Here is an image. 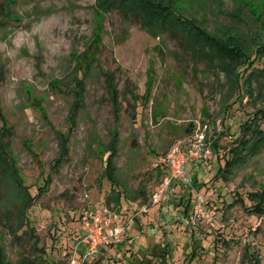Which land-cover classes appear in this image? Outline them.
<instances>
[{
  "label": "rangeland",
  "instance_id": "obj_1",
  "mask_svg": "<svg viewBox=\"0 0 264 264\" xmlns=\"http://www.w3.org/2000/svg\"><path fill=\"white\" fill-rule=\"evenodd\" d=\"M109 1L0 0V137L24 183L43 188L27 212L31 230L0 221L3 263L68 264L82 213L108 206L126 230L93 264H157L158 242L172 264H264V213L245 208L264 187V147L228 179L216 176L251 134L247 117L264 109V0L165 2L221 40L216 48L184 31L155 37ZM196 130L212 152L192 162L198 185L174 182L151 203L165 156ZM109 145L119 186L102 178ZM190 189L205 210L193 206L192 220Z\"/></svg>",
  "mask_w": 264,
  "mask_h": 264
},
{
  "label": "trees",
  "instance_id": "obj_2",
  "mask_svg": "<svg viewBox=\"0 0 264 264\" xmlns=\"http://www.w3.org/2000/svg\"><path fill=\"white\" fill-rule=\"evenodd\" d=\"M166 1L168 0H164L163 3L160 0H136L132 6H127V4H130L129 0H110L109 3L112 2L111 4H114L117 2V7L120 9V11L129 15L131 14L138 18L142 28L147 30L155 37H159L161 34H164L167 31H184L188 37L194 35L195 37L199 38L201 36V39L203 38V42L206 43V48H216L218 46L217 42L222 44V41L219 39H217L215 42V37L210 35L202 26L192 23L174 8H171L170 5H166ZM103 2L104 1L101 3ZM106 8L110 9L109 5ZM228 47L231 48L230 46ZM243 66L244 67L239 71L240 79H242V70L246 68L245 66H249V64ZM242 87L243 84H241V88ZM244 94H246L245 91H241V93H239V95L243 96ZM114 100L116 101L115 96L113 101ZM259 111L262 113L260 118L264 119V109H260ZM257 114L259 113H253L252 115L248 116L243 123L242 128L244 129V133L250 132L251 134L248 137L243 134V136L238 139L236 144L234 143L235 145L229 149L228 154L225 156V166L224 168L221 167L218 170L216 174L217 177H222L225 180L228 179L233 175L234 169H237L243 164L247 163L249 158L257 155L264 147V127L261 126V119L258 118ZM6 146L7 145L3 143L0 137V201L2 200L0 203V221H4V224L6 223L7 226L11 228V231H13L15 226L16 229L23 230H26L24 227L27 226L29 227L28 229L31 230L32 227H30L27 212L29 208L35 203L36 199L40 196V192L43 190V188H40L36 193L31 191V186L29 187L24 183L21 171L16 166L12 151ZM108 151L109 155L106 161L104 172L102 174V178L109 180L114 186L122 185V181H120L117 175V167L113 153L115 150H113L111 145H109ZM60 162H62V159ZM8 178H10L9 182H7ZM6 184H9V186L7 187ZM197 185V180L194 179L193 186ZM190 190L189 197L186 199L184 205V210L185 213H187V217L192 220V207L195 205L194 203H196L197 200L195 201V196L192 193V189ZM116 191L119 192L120 190ZM5 192L14 193V198L12 201L7 202L8 197L4 196ZM248 197L253 203L250 206L245 205V208L254 214H263L264 187L261 190L250 192ZM114 200L118 205L120 204L121 191L118 199L116 198ZM182 203H184V200L181 201V204ZM80 218L82 219V215ZM83 235L84 231L81 230V235L78 236V242ZM158 245H160V247L158 248V251H156L157 253L151 254L160 257V260L157 264H172L169 243L165 242L164 244H161L158 242ZM159 252L162 254H159ZM2 253L3 252L0 249V264H4L2 260ZM134 264L141 263L135 262Z\"/></svg>",
  "mask_w": 264,
  "mask_h": 264
},
{
  "label": "built area",
  "instance_id": "obj_3",
  "mask_svg": "<svg viewBox=\"0 0 264 264\" xmlns=\"http://www.w3.org/2000/svg\"><path fill=\"white\" fill-rule=\"evenodd\" d=\"M186 143L175 144L164 158L168 174L164 176L161 188L153 195V204L167 198V193L174 181L185 187H193L194 178L187 170L191 162H201L211 155V147L206 143L203 131L196 130ZM144 210H148L144 208ZM195 215L205 214L202 200L194 205ZM133 219L130 221L132 222ZM82 230L84 235L77 243L74 254L68 264H93L103 247L119 242L126 230V225L119 220L117 213L108 206H99L82 213Z\"/></svg>",
  "mask_w": 264,
  "mask_h": 264
},
{
  "label": "crops",
  "instance_id": "obj_4",
  "mask_svg": "<svg viewBox=\"0 0 264 264\" xmlns=\"http://www.w3.org/2000/svg\"><path fill=\"white\" fill-rule=\"evenodd\" d=\"M194 163H190V164H188V166H187V170H188V172H189V174L194 178L195 176H194V174H195V171H193V165ZM196 165V164H195ZM197 167H195L194 169H197V168H199V164L198 165H196ZM194 179H196V177L194 178ZM197 180V179H196ZM198 181V180H197Z\"/></svg>",
  "mask_w": 264,
  "mask_h": 264
}]
</instances>
